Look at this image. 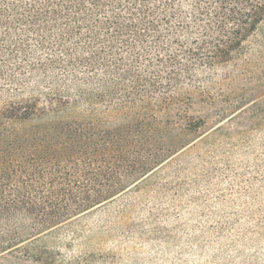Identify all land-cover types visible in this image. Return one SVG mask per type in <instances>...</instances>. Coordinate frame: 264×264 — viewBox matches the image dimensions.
Segmentation results:
<instances>
[{"label":"trees","instance_id":"16d2710c","mask_svg":"<svg viewBox=\"0 0 264 264\" xmlns=\"http://www.w3.org/2000/svg\"><path fill=\"white\" fill-rule=\"evenodd\" d=\"M61 19L70 29L54 45L81 50L70 93L0 91V258L41 260L47 234L200 137L205 123L185 103L197 87L181 81L258 44L264 0H0V61L30 46L18 31L40 29L36 41L51 47L42 33Z\"/></svg>","mask_w":264,"mask_h":264},{"label":"rangeland","instance_id":"374dc122","mask_svg":"<svg viewBox=\"0 0 264 264\" xmlns=\"http://www.w3.org/2000/svg\"><path fill=\"white\" fill-rule=\"evenodd\" d=\"M45 29L53 47L36 41L40 29L14 34L32 42L0 61V91L70 93L82 73L70 56L81 50L54 45L69 20ZM258 37L235 61L181 81L197 87L185 103L205 123L200 137L136 186L47 234L41 260L11 255L0 264H264V27Z\"/></svg>","mask_w":264,"mask_h":264}]
</instances>
